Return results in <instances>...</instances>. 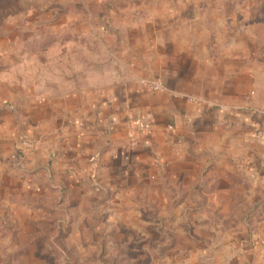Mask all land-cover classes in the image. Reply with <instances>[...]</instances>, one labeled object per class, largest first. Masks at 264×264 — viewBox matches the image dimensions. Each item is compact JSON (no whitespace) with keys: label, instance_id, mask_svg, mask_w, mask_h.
Masks as SVG:
<instances>
[{"label":"rangeland","instance_id":"1","mask_svg":"<svg viewBox=\"0 0 264 264\" xmlns=\"http://www.w3.org/2000/svg\"><path fill=\"white\" fill-rule=\"evenodd\" d=\"M182 54L219 98L239 89L264 111V0H0V166L30 177L56 165L109 90L168 88ZM150 161L93 168L70 193L1 180L0 264H264V194L244 166Z\"/></svg>","mask_w":264,"mask_h":264},{"label":"crops","instance_id":"2","mask_svg":"<svg viewBox=\"0 0 264 264\" xmlns=\"http://www.w3.org/2000/svg\"><path fill=\"white\" fill-rule=\"evenodd\" d=\"M181 57L164 91L133 98L135 92L117 97L115 89L109 90L98 110L76 121L79 133L59 144L56 165L32 170L30 177L0 166V189L1 180L12 184L20 178L21 187L40 191L43 186L34 181L38 176L42 184L50 181L52 188L70 193L82 190L81 178L94 174L93 168L101 172L105 166L111 174L117 168L127 172L131 164L149 167L153 159L172 172L196 166L202 172L212 167L227 173L240 164L251 188L264 194V111L237 99L239 89H230V99L226 92L219 98L204 83V71L191 70L190 60ZM95 151L100 160L91 163Z\"/></svg>","mask_w":264,"mask_h":264},{"label":"built area","instance_id":"3","mask_svg":"<svg viewBox=\"0 0 264 264\" xmlns=\"http://www.w3.org/2000/svg\"><path fill=\"white\" fill-rule=\"evenodd\" d=\"M144 85L151 89V90H156V91H161L164 90V85L158 81V80H149V79H144L143 80ZM263 116H264V112H262Z\"/></svg>","mask_w":264,"mask_h":264}]
</instances>
